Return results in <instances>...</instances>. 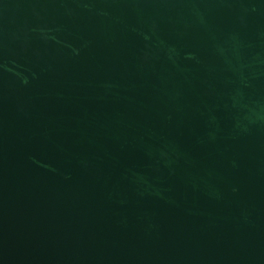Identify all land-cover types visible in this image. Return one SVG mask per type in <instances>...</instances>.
<instances>
[{"label": "water", "instance_id": "95a60500", "mask_svg": "<svg viewBox=\"0 0 264 264\" xmlns=\"http://www.w3.org/2000/svg\"><path fill=\"white\" fill-rule=\"evenodd\" d=\"M0 264H264V0H0Z\"/></svg>", "mask_w": 264, "mask_h": 264}]
</instances>
